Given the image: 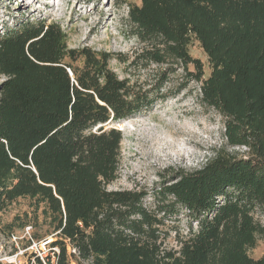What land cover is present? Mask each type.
I'll return each instance as SVG.
<instances>
[{"label":"trees","instance_id":"16d2710c","mask_svg":"<svg viewBox=\"0 0 264 264\" xmlns=\"http://www.w3.org/2000/svg\"><path fill=\"white\" fill-rule=\"evenodd\" d=\"M139 1L127 17L140 50L122 79L109 53L68 49L56 22L0 35V213L28 199L22 227L47 221L55 264H264V254L249 256L264 236V0ZM192 42L207 57L206 78ZM149 65L147 89L134 76ZM178 71L222 117L224 144L196 170L166 172L147 207L144 188L107 189L123 140L108 125L185 89L163 93ZM180 215L187 233L174 227L171 247L166 221Z\"/></svg>","mask_w":264,"mask_h":264},{"label":"rangeland","instance_id":"374dc122","mask_svg":"<svg viewBox=\"0 0 264 264\" xmlns=\"http://www.w3.org/2000/svg\"><path fill=\"white\" fill-rule=\"evenodd\" d=\"M139 4V0H0V35L26 21L56 22L67 35L68 49L89 48L94 52L109 53L112 56L109 68L122 79L129 75V64L140 50L127 17L129 7ZM188 54L201 63L206 78L210 68L197 42L190 44ZM187 70L194 72L193 65ZM156 71L155 65L140 68L134 80L148 89ZM186 79L188 77L178 71L169 77L163 93H174L178 84L186 83ZM198 87L199 84L191 79L177 95L168 96L166 101L126 121V127L108 125L123 134L118 176L108 190L144 188L149 194L145 202L149 207L152 203L150 194L164 181L163 177L170 175L166 172L196 170L212 157L213 149L223 146V119L200 102ZM29 205L28 199H19L0 213V261L36 264L34 257H39L43 264H48L49 258L50 264H55L50 248L41 245L56 240L47 221L39 217L38 221L32 220L22 227L25 214L30 216ZM177 219L176 223L173 219L166 221L171 247L175 246L174 227L183 236L187 233L188 221L182 215ZM257 219L264 225L263 216ZM263 254L264 236L249 251L253 259H259ZM70 264L75 263L71 261Z\"/></svg>","mask_w":264,"mask_h":264},{"label":"built area","instance_id":"2783aa9c","mask_svg":"<svg viewBox=\"0 0 264 264\" xmlns=\"http://www.w3.org/2000/svg\"><path fill=\"white\" fill-rule=\"evenodd\" d=\"M49 244H50V243H49L48 241H45V242H43L41 245H42L43 247H45V246L49 247ZM68 250H69L70 253H72V254H76L75 249L68 248ZM9 263H10V262H9Z\"/></svg>","mask_w":264,"mask_h":264},{"label":"bare ground","instance_id":"6f19581e","mask_svg":"<svg viewBox=\"0 0 264 264\" xmlns=\"http://www.w3.org/2000/svg\"><path fill=\"white\" fill-rule=\"evenodd\" d=\"M118 125L120 126L119 128L126 127L127 122L123 121V122L119 123Z\"/></svg>","mask_w":264,"mask_h":264}]
</instances>
